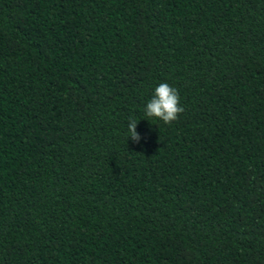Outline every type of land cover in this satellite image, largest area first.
<instances>
[{
  "label": "trees",
  "instance_id": "1",
  "mask_svg": "<svg viewBox=\"0 0 264 264\" xmlns=\"http://www.w3.org/2000/svg\"><path fill=\"white\" fill-rule=\"evenodd\" d=\"M0 264H264V0H0Z\"/></svg>",
  "mask_w": 264,
  "mask_h": 264
},
{
  "label": "clouds",
  "instance_id": "2",
  "mask_svg": "<svg viewBox=\"0 0 264 264\" xmlns=\"http://www.w3.org/2000/svg\"><path fill=\"white\" fill-rule=\"evenodd\" d=\"M183 112L184 108L180 104L178 90L168 83H160L155 87L152 98L144 108L146 117L157 118L165 124L176 121ZM138 122L135 118L129 117L127 125V138H131L136 143L141 140V135L137 131Z\"/></svg>",
  "mask_w": 264,
  "mask_h": 264
}]
</instances>
